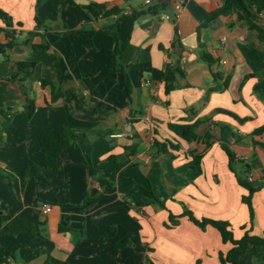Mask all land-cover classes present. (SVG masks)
Instances as JSON below:
<instances>
[{
    "label": "crops",
    "instance_id": "1",
    "mask_svg": "<svg viewBox=\"0 0 264 264\" xmlns=\"http://www.w3.org/2000/svg\"><path fill=\"white\" fill-rule=\"evenodd\" d=\"M173 1L0 0V107L9 115L0 114L8 172H0V222L35 212L41 221L36 231L0 234L3 248L18 246L13 257L0 252V264H42L47 255L69 264H222L220 255L264 264V242L232 249L216 228L183 215L226 221L235 240L264 238V132L254 133L264 125V94L253 90L264 81V41L241 17L255 9L237 0L208 17L225 0H184L175 22L161 20ZM91 3L105 13L87 12ZM254 23L264 27V18ZM19 62L35 64L26 78ZM195 120L197 139L179 141L173 158L156 150L154 139L176 141L167 123ZM64 124L77 137L56 170L46 168L37 135ZM28 160L43 179L24 176ZM239 177L257 187L251 222ZM85 197L83 210L63 206Z\"/></svg>",
    "mask_w": 264,
    "mask_h": 264
},
{
    "label": "trees",
    "instance_id": "2",
    "mask_svg": "<svg viewBox=\"0 0 264 264\" xmlns=\"http://www.w3.org/2000/svg\"><path fill=\"white\" fill-rule=\"evenodd\" d=\"M245 5L247 7H254L255 11L253 13H250L248 16H242L248 23L249 27L253 30H255L257 37L261 40L264 41V27H261L257 24L254 23L255 16L257 12H259L261 9L264 8V0H243ZM238 7V2L237 0H225L224 4L216 8L214 11L210 12L207 14L208 17H215L221 14H224L227 10H229L232 7ZM86 11L91 13L92 15L96 16L99 13L104 11V6L103 5H98L91 3L87 5ZM105 13V11H104ZM137 15V13H131L129 14L128 17L134 18ZM0 17L5 18L6 15L2 11H0ZM122 17H126V15H122ZM38 23V21H37ZM13 45L12 41H9L5 44L6 47H11ZM3 46L0 45V50H2ZM250 53L256 57H262L263 54L259 53L252 48L249 50ZM203 60H205L209 65L212 64L213 60L207 56L203 55ZM34 63L32 62H19L16 65L17 71L20 74L21 77L26 78L29 76L34 68ZM216 75V74H215ZM85 82L87 85L90 87L91 85L89 82L85 79ZM216 87H212V90H215ZM166 90H169V87L166 86ZM253 90L256 93L259 94H264V81H258L257 83L254 84ZM35 106L34 103L31 99H26L24 105H23V110L22 114L25 118L26 121L30 120V118L33 115ZM6 111L3 110L2 107H0V114L3 115L4 121L7 122L9 120V115L5 113ZM228 114L234 116L230 112H227ZM236 119L241 122L243 119L236 117ZM202 122L200 120H195L193 122H179V123H167V128L173 132V134L176 136V141L173 142L170 139H164V141L160 142L156 139H154V146L157 151L163 152V153H169L171 158H173V154L170 153L172 151L178 150V143L179 141H185V142H192L197 139V134H196V128L199 125V123ZM264 132V125L257 128L254 133H261ZM155 135L157 134L156 131H154ZM77 137L76 133L68 127L66 124L62 125V127L58 130H42L38 133L37 139L39 142V145L41 147L42 155H43V165L46 168H51L53 170H56L57 168V162L58 159L61 155V153L67 149L72 141L75 140ZM210 136L208 133L205 134V138L208 139ZM229 159L231 158V154L229 153L228 150H226ZM193 159L195 161L200 160V155H194ZM2 173H7L3 170H0ZM10 174V173H9ZM23 174L26 178H42L41 174V168L34 164L32 161L28 160L24 170ZM11 177V174L10 176ZM238 183L243 186L247 190V194L242 196V201L247 205L248 210H249V218L250 222L252 221L253 218V209L251 205V196L253 192L257 190L256 186H252L246 178H238ZM143 196H150L153 200H157L156 197L152 194L151 191H143ZM89 201L86 197L83 199V201L79 204H66L63 205L65 208L70 209V210H83L86 206H88ZM183 215H187L188 218L193 221L197 226H199L201 229H204L206 225H211L214 228H216L221 236V240L223 242L230 241L233 244L232 249H237V248H243L245 247L248 243H257V242H264V238L249 235L248 232H245L240 239H233L232 232L229 229V223L226 221L222 220H213V219H208V218H201L197 219L193 216V214L187 210L184 209ZM170 220L172 221V224L176 223V220L173 216L169 217ZM41 225V221L39 220V215L38 212H35L27 217H18L14 216L10 218L2 227H1V222H0V234H18L21 232L25 231H36L38 230L39 226ZM114 234V228L110 227L108 231L103 234L98 241L102 242L103 240L111 237ZM17 245H14L9 248H3L0 245V252L3 255V258L6 256H14L15 251L17 250ZM220 260L222 264H226V262H230V264H236L235 261L230 260L228 258V255L223 257L220 255ZM42 264H69L65 260H61L58 258H55L51 255H47L43 261Z\"/></svg>",
    "mask_w": 264,
    "mask_h": 264
},
{
    "label": "built area",
    "instance_id": "3",
    "mask_svg": "<svg viewBox=\"0 0 264 264\" xmlns=\"http://www.w3.org/2000/svg\"><path fill=\"white\" fill-rule=\"evenodd\" d=\"M143 3H144V5H149V4L151 3V0H143ZM183 5H184V0H174V1L172 2V4H171V8H172V10H173V14H172V16L170 17V16L168 15V13H166V12H161V13L159 14V18H160L161 20H170V21H172V22H175V20L179 17V14H180V12H181V10H182V8H183ZM257 16H258L259 18H264V13L261 12V11H259V12L257 13ZM219 62H221V63H225L224 60H219ZM247 179L250 180L251 177L248 176ZM40 210H41L42 212H48V211L51 210V205L48 204V203H43V204H41V206H40Z\"/></svg>",
    "mask_w": 264,
    "mask_h": 264
}]
</instances>
